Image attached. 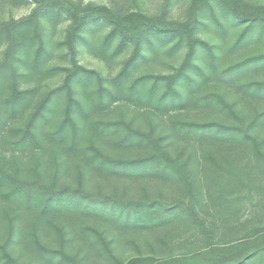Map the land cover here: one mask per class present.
<instances>
[{
    "label": "trees",
    "instance_id": "16d2710c",
    "mask_svg": "<svg viewBox=\"0 0 264 264\" xmlns=\"http://www.w3.org/2000/svg\"><path fill=\"white\" fill-rule=\"evenodd\" d=\"M0 2L32 5L0 20V86L11 79L0 98V264H264V52L225 60L264 38V6L191 0L187 19L167 25L82 1ZM65 23L56 46L70 66L48 67L46 28ZM229 24L240 31L224 48L196 36ZM101 27L99 56L132 49L109 79L77 61L76 45ZM181 50L173 72L133 75ZM59 75L35 106L38 88L18 85ZM127 106L146 127L109 118ZM73 167L75 187L63 178Z\"/></svg>",
    "mask_w": 264,
    "mask_h": 264
},
{
    "label": "rangeland",
    "instance_id": "374dc122",
    "mask_svg": "<svg viewBox=\"0 0 264 264\" xmlns=\"http://www.w3.org/2000/svg\"><path fill=\"white\" fill-rule=\"evenodd\" d=\"M73 2L82 1L84 4L94 3L100 6H106L108 9H122L126 12L132 13H143L155 21L162 24H171L173 22H182L187 19L188 13L187 9L191 0H71ZM251 6H264V0H246ZM32 5L14 7L8 4L0 2V20L8 21L10 19H18L23 16H26L30 13ZM68 23H65L57 28L47 27L45 31V38L47 40V45L50 51V56L45 61L46 66H62L69 67V61L64 56L63 49L57 48L56 44L61 42L65 35ZM212 27L201 28L197 30L196 36L206 40L212 45L221 46L222 48L226 47L227 44H230L234 41L235 37L240 31V27H233L228 25L226 33L221 34L214 32ZM109 30V27H101L96 35L89 36L90 45L86 46L84 43H78L77 46V61L78 63L90 70L97 71L104 79H109L113 77L123 66L124 62L130 57L132 49L126 50L123 54L117 57L111 55L101 57L98 53V46L104 35ZM2 49H0V60ZM264 52V38L261 40L251 39L242 49L233 54L232 57H226L227 63L233 60H238L246 55L253 53H262ZM185 51L181 50L174 56L161 55L155 60H148L144 62L137 72L133 75L136 76L141 73H171L173 72L182 61ZM199 64L204 66L202 60H198ZM17 66V73L26 74V71L22 65ZM63 81V76L59 75L57 77L45 78V79H36L34 77H21L18 78V85L21 89L37 87L38 93L34 99V106L42 99V97L50 89H53L61 85ZM11 84V79H6L5 82L0 86V98H3L9 93V86ZM79 95V94H77ZM64 103L61 101L54 111V118L56 121H59L62 117ZM124 118L126 120L132 121L133 126L144 128L146 123L142 117V113L135 110L133 107H124L114 109L113 112L109 115L110 119L116 120L119 118ZM46 160H49L51 153L45 154ZM22 175L26 178H35V172H22ZM64 183L71 185L73 187L78 185L77 180V169L75 167L63 177ZM62 181V179H61ZM87 189H94L90 184L85 183ZM112 186L105 185L106 190H111ZM6 230L0 231V238ZM55 244V243H54ZM27 260L25 257L24 260Z\"/></svg>",
    "mask_w": 264,
    "mask_h": 264
}]
</instances>
